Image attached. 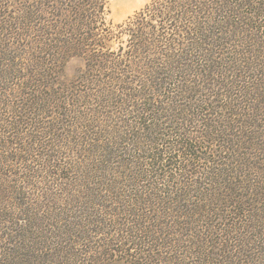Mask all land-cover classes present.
Segmentation results:
<instances>
[{
  "label": "trees",
  "instance_id": "16d2710c",
  "mask_svg": "<svg viewBox=\"0 0 264 264\" xmlns=\"http://www.w3.org/2000/svg\"><path fill=\"white\" fill-rule=\"evenodd\" d=\"M107 4L0 0V264H264V0Z\"/></svg>",
  "mask_w": 264,
  "mask_h": 264
},
{
  "label": "rangeland",
  "instance_id": "374dc122",
  "mask_svg": "<svg viewBox=\"0 0 264 264\" xmlns=\"http://www.w3.org/2000/svg\"><path fill=\"white\" fill-rule=\"evenodd\" d=\"M151 0H132L131 4L129 2H127L126 0H108V4H107V15H106V19L108 22H110L113 25L116 24H120L122 22H124L129 16L133 15L135 12L139 11L140 9H142L147 3H149ZM119 44H113V49H117ZM83 69V61L81 59H72L69 61V63L66 66V72L65 74L67 75V77L73 79L72 77L74 76H78L79 73L82 71ZM77 112H93V111H99L101 112V114L94 118V120L97 122V124L92 125H101L100 127H97L99 129H104L107 125H108V120L109 118H105V114L109 113V116L111 115V113L113 114H117L120 117H123L124 119V114L126 111H122L121 109H93V106H91V104L88 106V109H76ZM129 111V110H128ZM112 129H117V125H112ZM88 130H91L90 128H88ZM82 132V136L83 133L85 132V134L87 132V130H85L84 128H82L81 130ZM78 158L79 160H82V155L83 153H79L78 152ZM128 158H130L129 156H127ZM98 240L95 241V243L91 244V247H93V249H98ZM192 260H188L187 262L190 263ZM94 264H99V262L95 261ZM103 264H130L127 261V258L122 256L121 257H112V259H105V262ZM246 264V263H245Z\"/></svg>",
  "mask_w": 264,
  "mask_h": 264
},
{
  "label": "bare ground",
  "instance_id": "6f19581e",
  "mask_svg": "<svg viewBox=\"0 0 264 264\" xmlns=\"http://www.w3.org/2000/svg\"><path fill=\"white\" fill-rule=\"evenodd\" d=\"M127 2H129L131 4L132 0H126Z\"/></svg>",
  "mask_w": 264,
  "mask_h": 264
}]
</instances>
